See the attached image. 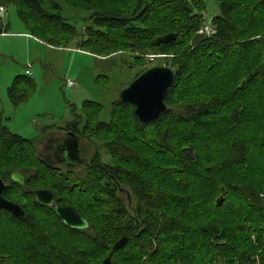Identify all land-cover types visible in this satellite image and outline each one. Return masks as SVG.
I'll list each match as a JSON object with an SVG mask.
<instances>
[{"label":"trees","instance_id":"obj_1","mask_svg":"<svg viewBox=\"0 0 264 264\" xmlns=\"http://www.w3.org/2000/svg\"><path fill=\"white\" fill-rule=\"evenodd\" d=\"M73 1L65 0L67 3ZM214 2L219 13L212 19L211 26L215 28L216 34L210 38L196 35L202 20L197 0H97L76 6L92 8L101 13L96 17L94 26L102 31L91 33L94 38L84 42L87 48L101 55L113 51L141 54L150 51L171 56L172 65L169 67L174 70L175 79L165 96L167 109L155 121L139 124L133 106L119 101L113 104L115 109L112 121L102 125L98 132L110 138L106 145L114 165L93 163L89 179L72 187L68 194L58 192L51 186L54 176L44 168L31 174L40 163L37 164L39 159L37 161L35 158L32 141L9 132L0 117V179L7 183L2 196L19 205L25 213L20 220L0 210V230L8 228L24 236L21 254L26 262L20 264H101L109 255L112 264L116 263L115 259L119 255L121 259L118 262L121 264H141V255L146 254H149V259L144 264H203V261L214 256V251L229 250L239 255L242 248L246 252L252 250L248 240H240L239 246L233 248L223 244L229 229L223 220L215 222L209 216L195 214L193 219L204 225L193 229L190 225L166 217L165 204L171 196L164 189L165 181L172 178L188 184L199 178L198 173L204 174L206 171L199 168L200 159L195 144L184 146L178 151L172 147L170 140L173 129L188 125L197 134L208 119L237 128L253 118L248 105L236 103L229 107L228 100L220 96L191 98L188 91L212 85L218 73L228 78L231 75L237 77L233 89L241 95L239 101L247 103L248 97L264 90V67H261L264 58V0ZM54 5V11H58L59 7ZM5 6L15 7L24 29L49 46H67L71 41L69 38L75 34L74 28L65 22L60 13L48 10L45 0H0V7ZM3 33H7V25H3L0 19V35ZM168 33L176 35L173 42L160 45L154 43L157 37ZM217 60L223 63L217 65ZM212 63L213 67L209 69ZM33 90L34 83L28 76L17 77L8 88L7 97L11 104L17 106L25 103ZM259 101L264 105V98L255 102ZM92 107L93 102H85L82 109L88 112ZM225 110L228 112L226 116ZM125 118H131L132 133L143 142L135 144L124 137L127 131L121 129L128 121ZM242 143L234 139L233 144L221 148L222 158L215 168L218 172L216 178H237L236 182L217 179L210 197L214 199V194H218L214 202V209L218 210L225 205L229 193L238 194L245 209L259 216L256 222H261L264 220V181L256 182L253 175L255 172L250 165L245 171L242 170L247 165V148ZM260 146L264 148V135ZM153 148L167 151L172 155L174 163L170 168H157L156 172L159 170L162 173L158 187L153 186L155 181L145 180L149 174H157L147 155L154 154L155 151L151 152ZM11 155L14 156L13 160H10ZM23 162L24 166L20 165ZM239 168L243 171L240 174L242 179L237 174ZM13 171H19L25 177V188L10 182L9 176ZM98 173L104 176L106 186L101 184L98 179L101 175ZM78 186L83 192H77ZM39 188L56 192L59 203L72 206L88 219L90 229L75 231L64 227L51 210L33 201L31 191ZM126 192L130 195V203L126 197L124 200L118 196H125ZM99 195H107L113 200L111 213L107 216L111 223L106 228L99 227L81 212L82 207L92 205L88 204L87 198H94L92 202L102 205ZM221 197L223 200L218 206L217 201ZM41 218L45 222L42 223ZM125 219L128 222H124ZM129 225H133L135 230ZM195 236H198L197 242ZM121 238L127 239L126 245L112 251L114 244ZM210 239L216 244L208 245ZM259 264H264V250L259 255Z\"/></svg>","mask_w":264,"mask_h":264},{"label":"rangeland","instance_id":"obj_2","mask_svg":"<svg viewBox=\"0 0 264 264\" xmlns=\"http://www.w3.org/2000/svg\"><path fill=\"white\" fill-rule=\"evenodd\" d=\"M45 1L48 10L60 13L65 22L74 28L75 34L69 38L71 41L67 46L57 47L51 45L57 49H65V51L45 49L37 47L33 43L27 46L25 40L21 38H0V117L3 118L4 125L9 132L32 141L35 158L38 161V155L41 153L45 140L56 135L57 127L64 126L72 118V113H77L82 121L80 128L84 129L82 134L84 155L89 160L91 159L94 165L113 166L114 163L106 145L110 138L98 131L101 130L102 125L109 124L112 121L115 109L113 104L118 101L119 92L142 74L146 68L169 67L172 65V58L150 51H146L145 54L113 51L108 55H101L97 51L87 48L84 43L94 38L92 32L102 31L94 26L96 17L101 14L100 11L92 8L76 7L79 3H92L97 0H84L85 2L74 0L69 3L65 0ZM54 4L59 7L58 11H54ZM5 7L6 11L1 17V21L10 24L11 31L23 29L17 17V9L13 6ZM197 9L202 20L196 35L202 37L199 33L200 29L205 24L211 25L213 17L218 15L219 12L214 0H197ZM33 54L40 56L41 64L37 60L28 58V55L33 56ZM215 63L221 65L223 62L217 60ZM213 64L209 69L213 67ZM26 67L31 72L28 78L34 83V90L25 103L14 106L8 100L7 90L17 77L25 76ZM261 67H264V58ZM236 78L234 75L228 78L218 73L214 76L212 85L197 91L196 89H190L188 93H190L191 98L197 96L202 98L203 95L220 96L228 100L229 107L236 103L242 106L248 105V111L253 115L252 120L235 128L234 126H228L225 122L221 123L215 119H208L204 121L201 131L197 134L188 125H180L173 129L170 140V144L176 151L183 149L184 146L189 147L195 144L197 148L195 150L198 152L200 159L199 168L200 170L204 168L207 172L205 171L204 174L198 173L199 178L192 183L188 182V184L182 181L177 182L172 178L165 181L164 189L171 196V199L165 204L166 217L172 221L190 225L193 229L204 225L201 221L193 219L195 214L203 217L209 216V219H214L215 222H218L219 219L223 220L229 227L223 244L233 248L239 246L240 240H248V246L252 249L246 252L245 248H242L239 255L231 253L229 250L227 252L214 251L216 252L214 256H210L209 259L203 261V264H259V255L264 250V220L256 222L259 216L245 209L238 194L229 193L226 196L225 205L218 210L214 209V202L218 194H214V199L210 195L217 179L236 182L235 178L237 177L235 176H232V178L231 176L216 178L218 172L215 170L222 158L221 148L227 144H233L234 139L243 142L242 144L247 148L245 156L247 158L245 167L247 168L243 167L242 170L245 171L250 165L255 172L253 175L256 177V182L264 181V178H262L264 175V148L260 146L264 135V105H261L260 101L259 103L255 102L264 98V90H260L258 95L248 97L247 103L239 101L241 95L233 89ZM68 80L72 82V87H67L66 81ZM85 102L94 103V107L88 112L82 109ZM226 111L225 116L228 113ZM126 119L128 121L125 125L123 124L121 129L127 131L124 137L135 142V144L143 142L132 133L131 118ZM146 148L148 149L149 146H146ZM151 150V152L155 151L154 154L147 155L150 156L151 167L155 172L161 166L173 167L172 155L167 151H162L159 148ZM10 157V160H13L14 156L11 155ZM19 161L22 162L20 159ZM39 164L37 169H33L35 172L31 174L44 168ZM20 165L24 166V162ZM238 170V177L241 178L240 174L243 171H240V168ZM89 172V170L87 172L81 170L73 174L70 173L64 180L61 174L50 172L54 176L51 179V186L61 193L68 194L71 192L72 187L74 188L82 181L89 179ZM156 173V175L154 173L145 177V180L155 181L156 185L153 184L154 187H158L157 185L161 183L162 179V173L159 170ZM98 179L103 186L107 185L104 176L101 175ZM76 190L77 192H83V189L79 186ZM118 196H122V199L125 200L124 195ZM99 197H101L102 205H99V202H92L94 198L86 197L89 200L88 204L91 203L92 205L87 206V208L82 207V209H85H81V212L94 223H97L99 227L106 228L111 223L108 222L107 216L108 213H111L113 200L107 195H99ZM158 216H160V213H158ZM40 221L45 222L44 218H41ZM124 222L128 221L125 219ZM129 226L135 230L133 225ZM6 229L8 231L0 230V262L13 264L26 262L21 254V247L25 243L24 236L21 237L11 229ZM235 230L237 232H234ZM197 237L195 236V239ZM210 240L211 244L208 245L216 244L214 240ZM141 256V264L147 263L149 254ZM243 256L245 258L242 260ZM120 259L121 255L115 259V264H121L118 262ZM127 264L138 263L130 262Z\"/></svg>","mask_w":264,"mask_h":264},{"label":"water","instance_id":"obj_3","mask_svg":"<svg viewBox=\"0 0 264 264\" xmlns=\"http://www.w3.org/2000/svg\"><path fill=\"white\" fill-rule=\"evenodd\" d=\"M175 39L176 35L174 33H168L157 37L154 43L156 45L168 44ZM174 79L175 72L173 69L164 66L151 67L119 92L118 101L134 107V115L139 124L143 125L155 121L167 109L164 100ZM189 152L192 154L191 149ZM9 179L10 182L22 188L26 186L25 177L19 171L11 172ZM6 188L7 183L0 179V210L9 212L17 219H23L25 216L23 209L2 196ZM55 198V193L50 190H37L34 192V202L41 207L52 209L54 215L64 227L75 231L89 230L90 226L85 218L75 213L70 207L54 205ZM222 200V197L219 198L217 201L218 206L222 203ZM126 243V238L119 239L112 247V251L122 249ZM101 264H112L111 255L107 256Z\"/></svg>","mask_w":264,"mask_h":264},{"label":"flooded vegetation","instance_id":"obj_4","mask_svg":"<svg viewBox=\"0 0 264 264\" xmlns=\"http://www.w3.org/2000/svg\"><path fill=\"white\" fill-rule=\"evenodd\" d=\"M79 114L72 113V118L65 123L62 127H57L56 135L51 136L45 140L42 145L41 153L38 155L39 162L44 167L46 171L57 172L63 176V180L68 174L76 173L77 171H90L92 160L88 159L83 152L82 148V134L84 132L83 128H80L82 123ZM85 127V126H84ZM26 187V186H25ZM55 189V188H54ZM37 190H50L48 188H39L32 190L33 201H34V192ZM60 192L59 190L55 189ZM52 191V190H50ZM54 192V191H53ZM55 193L54 205H60L64 207L72 208L75 213L88 219L82 215L80 212H77L72 206L67 204L59 203L60 199ZM125 194V193H124ZM126 199L130 203V195L128 192L125 194ZM53 212L52 209H49ZM54 213V212H53ZM89 226L91 227L90 222L88 221ZM90 229V228H89Z\"/></svg>","mask_w":264,"mask_h":264},{"label":"crops","instance_id":"obj_5","mask_svg":"<svg viewBox=\"0 0 264 264\" xmlns=\"http://www.w3.org/2000/svg\"><path fill=\"white\" fill-rule=\"evenodd\" d=\"M3 25H7V33H3L0 35V38H21V39H24L25 40V44L28 46V44H31L33 43L34 45H36L37 47H43L45 49H51V50H55V51H65V49H57V48H54V47H51L45 43H43L42 41L36 39L35 37L31 36L30 34H28L24 27L23 29H17V30H14V31H11V28H10V24L8 23H4L2 22ZM23 26V25H22ZM80 51V50H79ZM86 53V52H84ZM28 58H32L34 60H37L39 61V63L41 64V59H40V56H38L37 54H33V56L31 55H28ZM30 67V64L28 65ZM27 68V67H26ZM28 69V68H27ZM25 69V71L27 70ZM30 72V71H29ZM25 74V73H24ZM30 75H31V72H30ZM70 81V80H68ZM67 82V81H66Z\"/></svg>","mask_w":264,"mask_h":264},{"label":"built area","instance_id":"obj_6","mask_svg":"<svg viewBox=\"0 0 264 264\" xmlns=\"http://www.w3.org/2000/svg\"><path fill=\"white\" fill-rule=\"evenodd\" d=\"M5 8L4 7H0V19H1V17L4 15V13H5ZM200 35L202 36V37H204V38H210V37H212V36H214L215 34H216V30H215V28L213 27V26H211L210 24H205L201 29H200ZM25 75L26 76H29L30 75V72H29V70L27 69L26 71H25ZM67 83V85L69 86V87H72V82L71 81H67L66 82Z\"/></svg>","mask_w":264,"mask_h":264},{"label":"bare ground","instance_id":"obj_7","mask_svg":"<svg viewBox=\"0 0 264 264\" xmlns=\"http://www.w3.org/2000/svg\"><path fill=\"white\" fill-rule=\"evenodd\" d=\"M148 70V69H147ZM145 72V71H144ZM67 87H69L68 85H67Z\"/></svg>","mask_w":264,"mask_h":264}]
</instances>
